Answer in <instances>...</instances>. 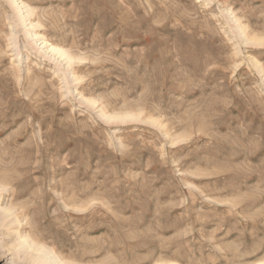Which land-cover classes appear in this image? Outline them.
<instances>
[{
    "label": "rangeland",
    "instance_id": "374dc122",
    "mask_svg": "<svg viewBox=\"0 0 264 264\" xmlns=\"http://www.w3.org/2000/svg\"><path fill=\"white\" fill-rule=\"evenodd\" d=\"M33 243L264 264V0H0V264Z\"/></svg>",
    "mask_w": 264,
    "mask_h": 264
},
{
    "label": "bare ground",
    "instance_id": "6f19581e",
    "mask_svg": "<svg viewBox=\"0 0 264 264\" xmlns=\"http://www.w3.org/2000/svg\"><path fill=\"white\" fill-rule=\"evenodd\" d=\"M26 13V12H25ZM31 34V33H30ZM54 48V47H53ZM52 50V49H51ZM55 50V48L53 49V51ZM57 51V50H56ZM69 56V55H68ZM68 59V58H67ZM69 64V63H68ZM6 211L7 210H3V212H5L6 213ZM9 213V212H8ZM24 240V239H23ZM26 240V239H25ZM24 240V241H25ZM21 242H22V240H20ZM27 243V242H26ZM30 243V242H29ZM29 243H27V244H29ZM31 244V243H30ZM33 245H35L34 243H33ZM33 245H31V246H29V248H31ZM34 247V246H33ZM32 247V248H33ZM35 247H36V245H35ZM34 247V249H36L37 250V247H39V246H37L36 248ZM28 248V249H29ZM42 248H40V250H37L38 251V253L39 254H41V257L43 258V260H45L46 262L48 261V263L50 262L51 264H66V263H62L60 260H58L56 257L55 258H53L52 259V257H51V259H49L48 260V257L49 256H47L46 254H47V252H46V254H44V252H42V250H41ZM34 252V251H33ZM31 254V253H30ZM34 255H35V253H34ZM53 255V254H52ZM38 256H40V255H38ZM36 257H37V255H36ZM54 257V256H53ZM39 259V258H38ZM40 260V259H39ZM42 260V261H43ZM157 264H175V263H157Z\"/></svg>",
    "mask_w": 264,
    "mask_h": 264
}]
</instances>
